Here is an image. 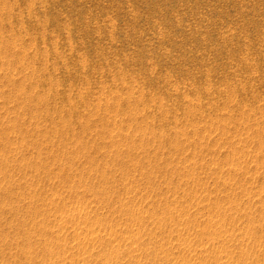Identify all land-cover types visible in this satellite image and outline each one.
Instances as JSON below:
<instances>
[{"label": "rangeland", "instance_id": "374dc122", "mask_svg": "<svg viewBox=\"0 0 264 264\" xmlns=\"http://www.w3.org/2000/svg\"><path fill=\"white\" fill-rule=\"evenodd\" d=\"M0 264H264V0H0Z\"/></svg>", "mask_w": 264, "mask_h": 264}]
</instances>
